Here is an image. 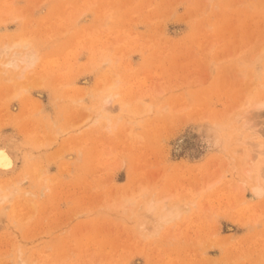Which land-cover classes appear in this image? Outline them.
<instances>
[{
	"label": "rangeland",
	"instance_id": "obj_1",
	"mask_svg": "<svg viewBox=\"0 0 264 264\" xmlns=\"http://www.w3.org/2000/svg\"><path fill=\"white\" fill-rule=\"evenodd\" d=\"M3 44L0 264H264V0H0Z\"/></svg>",
	"mask_w": 264,
	"mask_h": 264
},
{
	"label": "bare ground",
	"instance_id": "obj_2",
	"mask_svg": "<svg viewBox=\"0 0 264 264\" xmlns=\"http://www.w3.org/2000/svg\"><path fill=\"white\" fill-rule=\"evenodd\" d=\"M15 43V42H14ZM9 45V44H8ZM11 45V44H10ZM14 45V44H13ZM12 45V46H13ZM15 45H16V43H15ZM14 45V46H15ZM17 45H18V43H17ZM7 46V45H6ZM11 46V47H12ZM17 47V46H16ZM10 49V47L9 46H7L6 47V49H5V45L3 44V46L1 45L0 46V54H2L3 52H7V50L8 49ZM12 49V48H11ZM15 50V49H14ZM5 52V53H6ZM13 52V51H12ZM22 54V53H21ZM11 55V57H10V59H8V63L9 64H11V66L13 67H15V66H17L18 65V62H23L22 64L24 65V66H31L32 64H33V62H34V59H35V54H34V52H32V51H27V52H25L24 54H22V55H20L19 54V52L18 51H15V52H13V53H11L10 54ZM112 85V84H111ZM111 98L112 97H110V96H106V98H105V102L106 103H108V102H110V100H111ZM262 104H264V102H262V103H258L257 104V106L256 107H259V106H261ZM10 134V133H9ZM11 135V134H10ZM10 135H6L5 136V134L3 135V136H5V137H3V139H2V141L0 142V176H2V175H6L7 173H11V172H13V171H15V169L17 168V164H18V157L15 155V154H13V152L11 151V145H14V144H12V142H13V137L12 136H10ZM13 147V146H12ZM30 164V163H29ZM44 168L46 167V166H43ZM42 167V168H43ZM39 168V167H38ZM41 168V169H42ZM39 170V169H38ZM38 172V171H37ZM46 173V172H45ZM12 174V173H11ZM14 175V174H13ZM42 175V174H41ZM1 178V177H0ZM6 178V177H5ZM17 178H18V176H17ZM21 178V177H20ZM22 179V178H21ZM5 180V179H4ZM2 181V180H1ZM19 181V180H18ZM13 190V189H12ZM15 190V189H14ZM32 201V200H31ZM32 204H33V202H31ZM34 203H35V200H34ZM30 204V203H29ZM152 204H154V203H152ZM152 204H149L148 205V207L146 208V213H145V215L147 216V217H150L151 216V214H152V209H153V205ZM31 205V204H30ZM36 205H37V203H36ZM164 205V204H163ZM176 204H174V203H172V205H170V206H168L167 207V209H166V211H165V213H161V214H158V216L156 217V222L158 223V224H160V223H162V222H164V221H166V219H169L170 217H172L173 215H174V213L176 212V213H178L177 212V210H179L178 208H177V206H175ZM33 206V205H32ZM166 207V206H165ZM34 208V207H33ZM42 208V207H41ZM30 209V208H29ZM28 209V210H29ZM4 210V209H3ZM27 210V211H28ZM40 210V209H39ZM42 210V209H41ZM144 210V209H143ZM0 211H2V210H0ZM25 211V210H24ZM2 213V212H1ZM160 213V212H159ZM175 213V214H176ZM4 214V213H3ZM32 214V213H31ZM156 214V215H157ZM1 215V214H0ZM47 215V214H46ZM45 215V216H46ZM172 215V216H171ZM4 216V215H3ZM5 216H6V214H5ZM31 216V215H30ZM11 217V216H10ZM1 218L2 217H0V220H1ZM11 218H13V217H11ZM43 218V217H42ZM155 219V218H154ZM2 222V221H1ZM1 226V225H0Z\"/></svg>",
	"mask_w": 264,
	"mask_h": 264
}]
</instances>
